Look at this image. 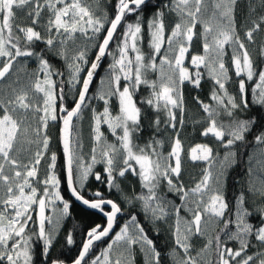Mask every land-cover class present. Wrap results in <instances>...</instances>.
<instances>
[{
  "label": "snow or ice",
  "instance_id": "snow-or-ice-1",
  "mask_svg": "<svg viewBox=\"0 0 264 264\" xmlns=\"http://www.w3.org/2000/svg\"><path fill=\"white\" fill-rule=\"evenodd\" d=\"M240 3L0 0V264H37V255L69 264L53 256L62 230L66 246L82 235L70 264H136L137 252L164 264L150 235L162 229L172 264H264V39L250 52L264 34V0H246L238 17ZM203 82L207 101L192 96L203 115L189 117L184 88ZM189 121L214 143L186 147ZM185 159L204 164L192 186ZM73 202L102 222L81 232Z\"/></svg>",
  "mask_w": 264,
  "mask_h": 264
},
{
  "label": "trees",
  "instance_id": "trees-1",
  "mask_svg": "<svg viewBox=\"0 0 264 264\" xmlns=\"http://www.w3.org/2000/svg\"><path fill=\"white\" fill-rule=\"evenodd\" d=\"M156 0H153V3H155ZM246 9V1H241V3L238 5V17H241L245 15L247 12ZM199 28V26H198ZM264 39V34H259L258 41H257V47L254 54V59L256 58V53L258 52V45L260 41ZM145 49L147 50V39H145ZM197 51H202V49L199 48V45L196 46ZM91 57V53L89 54ZM108 61L103 62L102 68L99 70V75L94 79L93 85L91 86L90 91L95 92L96 88L99 83V77L105 74V69L107 67ZM257 63H260L261 66H264V63L257 60ZM231 74V73H230ZM152 78H155L154 76ZM210 82H203V88L199 92L193 90L190 85H186L184 88V95H185V102L188 109L189 117L192 114L198 113L199 115H203L199 112L197 106L192 101L193 95H200L202 99H205L207 101V96L210 91ZM235 85H231L229 90L232 91L234 89ZM147 95V90L142 86L141 91L138 94V96H144ZM112 110L113 113L118 111V104L115 99L112 101ZM89 123H90V112L87 110L83 114V119L81 122V128H82V134H83V140H84V146L89 148L90 140H89ZM58 129L59 125L54 127V149L53 151H56L58 154V167H61L63 164V156L62 151L60 148V144L58 141ZM200 126L197 125L195 128L193 127L192 123L189 121L186 126L182 130V136L185 140V146H189L195 143H214L213 141H210L208 138L202 137L199 135ZM165 152L168 151V141L165 137V147L163 149ZM101 166H97L99 168ZM204 167L203 163H197L193 165L190 161L185 159L184 161V173H183V180L186 185L192 186V178H199L200 170ZM61 175L63 176V173L61 172ZM236 176L235 172H232L229 175L228 181H227V189H226V198L231 201L233 192H234V184H233V178ZM90 184L95 187L96 182L94 180L90 181ZM63 189V195H65L66 198H70L66 184H62ZM179 203V200L176 201ZM72 222L78 223L80 225L81 232L84 230L85 227L93 224L102 222V217L100 215L90 209H87L83 205L79 204L78 202H73L72 207ZM67 227H71V224H68ZM63 230L61 231V234L57 237L58 243H56L55 250L53 252V256L56 255H62V258H64L66 261L70 263L71 259L75 257L78 254L80 242L82 240V235L80 233H77L74 237L76 243L72 246H66L65 241L63 239ZM150 235L155 238V241L160 249H162V256L164 257V264H172L171 260L168 258L167 250H168V241H169V234L165 230H161L159 234H157L155 231L151 232ZM197 249L202 246L203 242L201 240L194 241ZM37 262V264H44L43 258L37 255L34 258ZM136 264H144V259L142 257V254L137 252L136 254Z\"/></svg>",
  "mask_w": 264,
  "mask_h": 264
},
{
  "label": "rangeland",
  "instance_id": "rangeland-1",
  "mask_svg": "<svg viewBox=\"0 0 264 264\" xmlns=\"http://www.w3.org/2000/svg\"><path fill=\"white\" fill-rule=\"evenodd\" d=\"M241 1H246V0H241ZM245 10H247V7H246V9ZM247 14V12L245 13V15ZM242 17V16H241ZM258 37H259V34H257V36H256V40L258 41ZM256 47L257 46H254V47H250V52H252L253 53V56H254V54H255V51H256ZM227 59V58H226ZM30 67H34V65H30ZM104 75V74H103ZM102 75V76H103ZM99 84V83H98ZM94 105L98 108V109H102V107H103V104H102V102L101 101H94ZM102 130H104L105 132H106V135L108 136V139H109V141H111V140H113L114 138L111 136V134L110 133H107V130H106V127L104 128V129H102ZM50 135L52 136V144H51V149L53 150L54 149V128H52L51 130H50ZM88 135H89V133H88ZM89 137V136H88ZM89 150V148L88 147H86L85 146V152L87 153V151ZM202 163V162H201ZM97 166H99V165H97ZM210 231H211V229H210ZM202 242H203V240H201ZM143 257V256H142ZM144 259V258H143Z\"/></svg>",
  "mask_w": 264,
  "mask_h": 264
},
{
  "label": "water",
  "instance_id": "water-1",
  "mask_svg": "<svg viewBox=\"0 0 264 264\" xmlns=\"http://www.w3.org/2000/svg\"><path fill=\"white\" fill-rule=\"evenodd\" d=\"M58 135H59V131H58ZM70 264V263H69Z\"/></svg>",
  "mask_w": 264,
  "mask_h": 264
}]
</instances>
